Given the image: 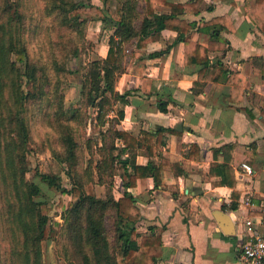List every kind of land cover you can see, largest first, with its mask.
I'll use <instances>...</instances> for the list:
<instances>
[{
    "label": "trees",
    "instance_id": "1",
    "mask_svg": "<svg viewBox=\"0 0 264 264\" xmlns=\"http://www.w3.org/2000/svg\"><path fill=\"white\" fill-rule=\"evenodd\" d=\"M100 1L102 6L91 0H45V6L38 9L42 19L67 30V34L61 32L58 41V45L65 46L66 57L54 48L49 61L56 75L69 71L66 64L79 50L88 20L84 15H96L105 26L113 28L105 56L95 54L86 61L80 100L67 114L60 81L56 80L58 84L51 89L48 85L46 90L49 80L43 77L39 82V67L30 58L28 38L37 33L38 25L33 26L32 15L26 14L22 7L28 0H0V264H46L44 251L46 242L54 238V221L48 201L39 198L41 186L26 176L29 171H34L48 186H54L71 200L61 213L63 223L56 235V246L67 264H155L162 255L161 236L139 231L141 212L128 188L144 176H151L160 185L163 169L177 173L182 169L180 163H173L162 155L163 132L141 130L135 137L117 126L124 115L117 104H127L130 95V91L116 89L117 78L125 70V58L134 55L133 51L127 52L126 45L139 48L163 29L176 32V40L184 44V63L200 66L191 87L195 94L208 82L217 81L224 71L235 74L220 62L211 67L207 55L211 50L228 49L229 44L219 36L228 27L227 17L215 16L200 23L185 17L199 12L201 0H142L141 10L137 0ZM160 5L168 11L158 10ZM255 7L264 8V0H255ZM257 13L258 10L251 12L250 17L264 32V21L259 22ZM197 30L210 32L212 38L207 45L193 40ZM236 80L242 85L240 77ZM164 94L170 100V93ZM161 96L157 107L165 112L168 101H162ZM34 105L45 106L47 124L56 127L51 152L59 162L69 165L70 187H64L59 176L39 173L31 166L28 142ZM90 109L94 110L93 114ZM87 124L98 131L100 138L99 141L92 135L87 138L90 153L85 158L74 133L78 126ZM166 130L177 132L171 128ZM196 148L192 145L191 152ZM139 152L158 158V162L137 163ZM124 153L129 156L123 157ZM227 160L212 161L209 175L218 177L211 185L232 188L231 208H235L238 192L230 158ZM116 165L123 169L120 193L113 191ZM98 184L106 187L103 197L96 194Z\"/></svg>",
    "mask_w": 264,
    "mask_h": 264
},
{
    "label": "crops",
    "instance_id": "2",
    "mask_svg": "<svg viewBox=\"0 0 264 264\" xmlns=\"http://www.w3.org/2000/svg\"><path fill=\"white\" fill-rule=\"evenodd\" d=\"M158 10L168 8L160 5ZM257 10L256 18L263 23L264 8L256 9L255 0H201L197 14L185 15L197 23L221 15L228 19V27L219 34L228 49L207 55L211 67L220 62L236 75L224 71L197 94L191 87L200 66L184 63V44L176 40V32L163 29L144 46L132 44L127 51L134 55L125 58L116 89L130 95L127 104H117L124 113L117 126L135 137L141 130L163 132L162 155L182 169L180 173L163 169L160 185L144 176L128 188L141 212L139 231L161 236L162 255L155 264H245L240 245L252 232H264V32L250 17ZM211 38L205 30L193 36L201 45ZM106 51L107 42L95 54L103 57ZM159 95L168 101L165 112L157 107ZM192 145L197 148L191 152ZM229 158L238 192L235 208H231L232 188L211 185L218 177L209 175L212 161ZM148 160L158 162L142 152L136 155L137 163ZM242 163L252 172L247 173ZM120 180L115 193L123 191ZM216 209L230 215L225 231L212 215Z\"/></svg>",
    "mask_w": 264,
    "mask_h": 264
},
{
    "label": "rangeland",
    "instance_id": "3",
    "mask_svg": "<svg viewBox=\"0 0 264 264\" xmlns=\"http://www.w3.org/2000/svg\"><path fill=\"white\" fill-rule=\"evenodd\" d=\"M94 4L102 6L100 0H91ZM114 3L115 0H112ZM45 6V0H28L24 3L26 14L32 15V24L38 25L37 33L34 36L28 38L30 58L33 62L37 64L39 70L37 72V77L39 82L43 81V77H47L49 84L46 85V90H48V85L53 87V85L58 84L60 81L59 88L64 99V108L67 114H70L72 109L77 106L80 100V87L82 81V75L84 73V65L89 58L94 57L95 52H99L106 44L108 36L113 31L112 27L105 26L96 15H84L87 17L85 35L83 41L79 42V50L75 57L70 59L66 64L69 67V71L60 73L56 75V72L51 69L49 61L51 60L52 49L58 48L59 55H65V46L58 45L59 37L61 32L67 34V30L58 27L49 19H42L40 11ZM138 10L143 7L142 0H137ZM137 23V22H136ZM67 38V36H66ZM127 51L131 50L132 44L126 45ZM56 55V53H55ZM70 65V66H69ZM45 67V69H43ZM57 80V81H56ZM31 115L34 117L31 124V138L28 142V156L32 167H36L39 173H47L49 175H57L60 177L61 183L64 187H70L71 177L69 176L70 167L68 164L59 162L51 152V143L54 145L56 137V127L49 126L45 120V113L48 110L45 106H32ZM93 114L94 110L90 109ZM94 131V132H93ZM78 144L81 147V151L87 158L90 151L86 146V140L91 135L96 137L99 141L100 135L97 130H93L91 124H87L86 127L80 125L74 133ZM97 158V155L94 156ZM29 180L37 182L42 188V194L39 196L40 199H45L51 208V215L54 221L55 235L54 238L46 242V248L44 251V260L46 264H67L65 259H63L59 248L56 246V235L59 234L61 224L63 219L61 218V213L63 210L69 206L71 200L69 197L55 188L54 186H48L40 176L36 175L34 171H29L26 174ZM121 177H123V172L120 165H116L114 186L113 191L116 192L121 184ZM106 193L105 185H96L97 196L103 197ZM107 223L108 227L111 225L110 221Z\"/></svg>",
    "mask_w": 264,
    "mask_h": 264
},
{
    "label": "built area",
    "instance_id": "4",
    "mask_svg": "<svg viewBox=\"0 0 264 264\" xmlns=\"http://www.w3.org/2000/svg\"><path fill=\"white\" fill-rule=\"evenodd\" d=\"M241 166L247 173L252 172L250 165L242 163ZM264 213V204L261 206ZM240 258L245 264H264V232H252L240 245Z\"/></svg>",
    "mask_w": 264,
    "mask_h": 264
},
{
    "label": "water",
    "instance_id": "5",
    "mask_svg": "<svg viewBox=\"0 0 264 264\" xmlns=\"http://www.w3.org/2000/svg\"><path fill=\"white\" fill-rule=\"evenodd\" d=\"M212 215L216 219V221L218 222L222 230L225 231L226 228L230 227L231 218L228 213H226L225 211L216 209L213 211Z\"/></svg>",
    "mask_w": 264,
    "mask_h": 264
}]
</instances>
